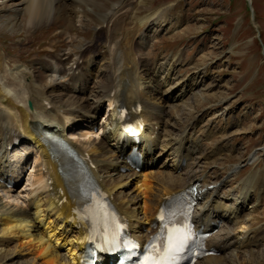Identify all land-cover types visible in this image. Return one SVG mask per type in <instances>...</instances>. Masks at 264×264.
<instances>
[{"label":"bare ground","instance_id":"obj_1","mask_svg":"<svg viewBox=\"0 0 264 264\" xmlns=\"http://www.w3.org/2000/svg\"><path fill=\"white\" fill-rule=\"evenodd\" d=\"M95 1L0 0V27L3 24L2 19L8 18L6 26L15 31L21 28V18L25 16L26 22L22 28L25 30L28 28L31 34V28H39L50 22L53 24L65 15L67 25L64 31L68 32L75 26L71 18L74 10L80 13L81 3L96 5ZM128 2L133 0L121 1L118 6L106 13L100 22L101 29H107L104 46L106 51L102 54L105 62L100 69L101 77L95 76L92 70L79 64L75 68L72 66L67 72L65 65L69 60L68 55L58 57L52 54V61L64 66V72L60 73V77H63L61 79L64 80L52 83L50 90L46 92L37 76L32 77L27 71L18 67L17 70L11 69L9 63L0 57V189L6 193L5 198H7L6 202L0 203V245L2 246L0 264H79L80 262L86 244L85 236L81 228L75 227V222H70L69 217L77 204V199L80 198L82 185L79 176L72 171L71 162L66 158L59 159L53 156L50 147L44 145L40 137L43 129L54 128L63 129L64 132L60 134L64 136L66 131L71 130L70 136L74 139L70 141L85 157L91 168V175L104 188L115 207L130 222L133 233L140 239H148L154 234L156 215L170 195L189 185L198 184L203 196L196 214L198 225L202 223L207 225L212 219H216L222 224V232L212 234L208 243L215 254L207 256L197 264H223L226 258L224 252L229 249L232 255L238 257L239 247L236 246L238 243L245 244L243 246L245 248H247L246 244H251L255 246L254 248L260 245L261 240L256 239L255 231L249 229L244 231L250 226V221H243L244 224L236 234H231L230 230L241 218L247 220L253 218V213H246L247 197L259 201L260 205L264 204V173H253L254 175L249 176L236 188L233 186L228 193L222 195L220 189L222 185L228 183V179L218 178L210 181L213 185L207 181V174H195L187 178L186 172L188 169L191 170L193 164L190 162L192 155L189 152L192 148L195 150L200 147L198 142L200 128L195 129L189 122L185 127V133L178 134L179 136L174 134L165 121L167 112L164 106L167 102L173 107L178 106L180 102H184L186 94L194 90L196 85L185 81L179 85L182 80H177L178 85L171 91L160 92V97L152 96L155 94H152V90L159 92V85L154 82L150 87L145 86L142 82L145 78L143 76L145 74L153 76L162 68L167 72V81L168 78L176 75L177 68L168 69L163 66L158 68L152 65L146 58L145 51L139 53L143 58L142 64L139 65V61H134L135 38L132 36L127 38L126 35L129 31H136L140 34V40L151 41V37L143 30L147 25L152 24L153 35L159 37L162 28L173 22L172 9L166 7L159 12L144 15L146 12L141 11L140 8L138 10L136 3ZM143 2L144 0H141V4ZM123 11L124 14L121 16ZM82 14L87 16L85 11ZM134 15H140V20L135 19ZM133 20H136L135 26L131 28L129 25ZM86 50L80 58L91 55V60L97 64L99 58L96 57V49L91 47ZM174 62L182 64L181 55ZM41 64L44 70L51 69L50 61L43 60ZM206 71L208 69L203 72ZM79 79H82L84 86L79 85L77 89L71 90L73 83ZM103 102H108L111 108L107 121H112L110 124L113 125L108 137L112 143L94 136L93 130L99 126L97 116L105 105ZM30 103L32 105H29ZM138 105L142 107L141 113L136 111ZM123 107L128 110L132 120L141 117L146 122L141 144L130 142L131 138L128 135L121 143V135L115 129L121 127L117 120ZM103 131L101 130L100 134ZM17 138H26L25 144H33L37 156L34 170L32 168L33 174L30 176V188L27 185L25 189H29L24 192L29 199L25 205L19 201L16 185L8 183L17 176L20 168L22 173L18 174V178L29 165V156L26 154L30 152L28 145L20 151H18L19 147L13 149L15 154L10 156L9 147ZM159 144L162 145L161 149L165 150L164 155L173 158L174 169H170L163 162L153 164L156 162V156L152 155L150 150ZM135 146H139V150L145 156L146 161L143 162L141 169L133 167L134 161L128 159ZM262 150L264 151V146ZM217 153L213 151L203 155L202 158L208 159ZM24 155L27 160L22 167L13 162L22 159ZM128 184L132 186L136 184L137 188L146 189L145 200L135 202L134 197L129 198L128 193L119 190ZM2 198L4 197H0L1 200ZM12 199L15 202L9 204L8 201ZM94 213L92 210H87L85 215L100 226L103 218L98 213L95 215ZM211 229L214 230V226ZM13 242H16V245L12 253L28 248L34 256L22 261L8 258L12 253L3 246ZM233 247L235 248L232 249ZM64 249L68 257H65ZM246 253L252 256L253 248ZM259 264H264V259Z\"/></svg>","mask_w":264,"mask_h":264},{"label":"rangeland","instance_id":"obj_2","mask_svg":"<svg viewBox=\"0 0 264 264\" xmlns=\"http://www.w3.org/2000/svg\"><path fill=\"white\" fill-rule=\"evenodd\" d=\"M121 1L123 0H96V5L81 3L80 13L74 10L71 14L75 26L68 32L64 31L67 25L65 15L53 24L50 22L39 28H31V34L28 28H22L26 22L25 16L21 18V28L15 31L6 26L8 18H4L0 27V57L9 63L11 69L17 70L18 67L32 77L37 76L46 92L50 90L52 83L64 80L60 77L64 66L52 61V54L58 57L68 55L69 60L65 65L67 72L72 66L75 68L79 64L92 70L95 76L101 77L100 69L105 62L102 54L106 51L104 46L107 29H101L100 22L106 13ZM128 3H136L138 10L140 8L146 12L144 15L159 12L166 7L172 9L173 22L162 28L159 37L153 35L152 24L143 30L151 37V41L140 40V34L136 31H129L126 35L127 38H135L134 61H139V65L143 60L139 53L145 51L146 58L152 65L158 68H177L176 75L167 81V72L162 68L153 76H143L145 78L142 82L145 86L150 87L154 82L159 85V92L152 90V94L155 93L152 96L160 97V92L171 91L184 81L196 85L194 90L186 94L184 102H180L182 105L173 107L167 102L164 106L167 112L165 121L174 134L185 133L189 122L195 129L200 128V147L195 150L192 148L189 152L192 155L190 162L193 164L191 170L186 172L187 178L195 174H207L209 182L218 178L228 179V183L220 189L222 195L256 172L264 173V0H252L253 13L248 0H144L142 4L141 0H133ZM83 11L86 12V17L83 16ZM123 14L124 11L120 15ZM134 16L140 20V15ZM135 21L129 25L131 28L135 26ZM91 47L96 49V57L99 58L97 64L91 60V55L80 58L81 54ZM180 55L182 64L174 62ZM43 60L51 62V69H43ZM205 69L208 71L203 72ZM177 80L182 82L176 84ZM79 85L84 86L82 79L75 81L71 90L77 89ZM103 104V111L101 110L97 119L99 123L107 125V129H111L112 121L106 122L111 108L108 102ZM25 142L26 140L23 145L16 146L19 147L18 151L24 147ZM107 142L112 143L108 138ZM161 148L162 145L159 144L152 152V155L156 156V163L163 162L170 169H174L173 158L164 155L165 150ZM213 151L218 153L208 159L202 158ZM36 158L33 152L29 165L18 178L19 182L15 187L23 205L29 202L24 192L30 188L29 181ZM246 160L248 162H245ZM27 185L29 188L26 190ZM128 185L119 190L128 193L129 198L134 197L135 202L145 200L146 189L137 188L136 184ZM2 196L4 198L0 199V203L7 201L6 193L0 189V197ZM8 202L12 204L15 201L12 199ZM245 203L246 213H253L254 216L251 220L241 218L236 221L230 230L231 234L240 230L243 221H250V226L244 231H255L256 239L261 240L260 245L254 248L255 246L246 244L245 248V244L238 243V257L232 255L231 249L226 250L223 264H259L264 259V204L260 205L259 201L250 197L246 198ZM215 232L222 230L217 227ZM15 245L16 242H13L3 247L12 253ZM250 248H253L252 256L246 253ZM63 252L65 257H68L66 249ZM33 256L31 250L25 248L19 252L16 250L8 258L22 261Z\"/></svg>","mask_w":264,"mask_h":264},{"label":"snow or ice","instance_id":"obj_3","mask_svg":"<svg viewBox=\"0 0 264 264\" xmlns=\"http://www.w3.org/2000/svg\"><path fill=\"white\" fill-rule=\"evenodd\" d=\"M105 206L97 202L96 213L104 218L107 223L110 214L104 211ZM172 213H166L165 209L162 208L160 212L159 219L163 222V236H157L154 238L156 240H163V243L159 246L155 243H151L148 246L149 255L144 257L142 264H179L183 253L189 248L191 244L195 243V234L188 225L177 226L172 219ZM111 220L114 222V215L110 216ZM120 225L117 224L116 228L111 233V238L107 239L105 243L108 245L104 250L113 251L117 247H125L135 249L139 247V244L127 240L119 241Z\"/></svg>","mask_w":264,"mask_h":264},{"label":"water","instance_id":"obj_4","mask_svg":"<svg viewBox=\"0 0 264 264\" xmlns=\"http://www.w3.org/2000/svg\"><path fill=\"white\" fill-rule=\"evenodd\" d=\"M249 2L251 3V1H250V0H249ZM251 10L253 11L252 7H251ZM30 105H32V104L30 103Z\"/></svg>","mask_w":264,"mask_h":264}]
</instances>
